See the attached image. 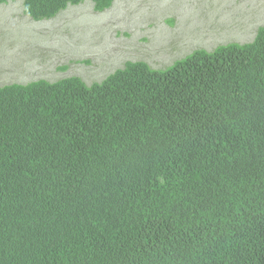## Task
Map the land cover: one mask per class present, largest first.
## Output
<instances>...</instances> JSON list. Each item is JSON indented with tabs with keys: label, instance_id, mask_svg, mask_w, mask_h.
<instances>
[{
	"label": "trees",
	"instance_id": "trees-1",
	"mask_svg": "<svg viewBox=\"0 0 264 264\" xmlns=\"http://www.w3.org/2000/svg\"><path fill=\"white\" fill-rule=\"evenodd\" d=\"M0 264H264V26L164 69L0 85Z\"/></svg>",
	"mask_w": 264,
	"mask_h": 264
},
{
	"label": "rangeland",
	"instance_id": "rangeland-1",
	"mask_svg": "<svg viewBox=\"0 0 264 264\" xmlns=\"http://www.w3.org/2000/svg\"><path fill=\"white\" fill-rule=\"evenodd\" d=\"M264 0H93L36 21L23 0L0 4V85L71 75L101 81L126 61L164 69L196 49L252 41Z\"/></svg>",
	"mask_w": 264,
	"mask_h": 264
}]
</instances>
